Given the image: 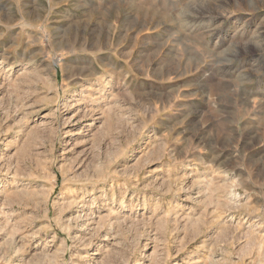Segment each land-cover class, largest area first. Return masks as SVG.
<instances>
[{"label":"rangeland","instance_id":"374dc122","mask_svg":"<svg viewBox=\"0 0 264 264\" xmlns=\"http://www.w3.org/2000/svg\"><path fill=\"white\" fill-rule=\"evenodd\" d=\"M0 264H264V0H0Z\"/></svg>","mask_w":264,"mask_h":264}]
</instances>
